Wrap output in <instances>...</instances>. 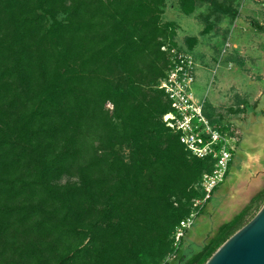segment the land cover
I'll return each mask as SVG.
<instances>
[{"label":"trees","instance_id":"16d2710c","mask_svg":"<svg viewBox=\"0 0 264 264\" xmlns=\"http://www.w3.org/2000/svg\"><path fill=\"white\" fill-rule=\"evenodd\" d=\"M164 5L0 0V264H206L259 210L264 189L199 252L174 245L214 163L164 123Z\"/></svg>","mask_w":264,"mask_h":264},{"label":"rangeland","instance_id":"374dc122","mask_svg":"<svg viewBox=\"0 0 264 264\" xmlns=\"http://www.w3.org/2000/svg\"><path fill=\"white\" fill-rule=\"evenodd\" d=\"M197 1L200 7L196 12L199 14L188 16L182 12L180 0H165L163 23L176 25L175 42L180 49L188 51L187 36L199 38L196 53H192L197 64L195 97L205 106L208 101L219 108L223 124L232 123L239 129L240 135L239 139L236 137L237 142L231 145L235 149L226 179L216 189L200 218L186 233L182 251L187 256L199 252L219 227L234 219L264 189V61H261L264 56V34L257 29L260 23L251 16H246L244 23L239 19L237 11H240L245 0ZM239 23L245 25V43L240 36L236 40L237 48L231 42L227 27L221 29L222 33L202 32L205 25L234 26ZM242 49H245V106L246 103L251 106L258 103V107H245L244 118L237 114L230 118L226 114L230 113L229 109L239 107V99L235 89H226V83L234 80L235 64L231 61L238 58ZM124 156L130 161L131 150L125 149ZM263 206L264 202L259 204V210L256 211V208L247 217L243 227ZM169 259L178 262L177 256H169L163 263Z\"/></svg>","mask_w":264,"mask_h":264},{"label":"built area","instance_id":"2783aa9c","mask_svg":"<svg viewBox=\"0 0 264 264\" xmlns=\"http://www.w3.org/2000/svg\"><path fill=\"white\" fill-rule=\"evenodd\" d=\"M162 50L171 59L167 76L159 85L172 106V111L164 116V123L179 134L181 144L191 156L211 159L214 163L212 171L203 174L201 182L196 185L200 195L191 201L189 215L176 228L174 245L179 248L187 231L194 226L216 189L226 179L235 149L231 145L237 142V138L231 132L223 133L217 129L206 116L205 103L196 99L197 64L192 53L168 45Z\"/></svg>","mask_w":264,"mask_h":264},{"label":"crops","instance_id":"0c3cea01","mask_svg":"<svg viewBox=\"0 0 264 264\" xmlns=\"http://www.w3.org/2000/svg\"><path fill=\"white\" fill-rule=\"evenodd\" d=\"M242 1V0H241ZM243 6H241L240 11H237L238 13V17L241 20V22H245L246 20V16H251L254 20H256L257 22L260 23V27H264V2L259 3V2H255L252 0H245L243 2ZM200 7V3L199 1H197V5H196V10H195V14L196 15L199 14L198 12V8ZM245 10V11H244ZM197 11V12H196ZM235 13V12H234ZM181 26V25H178ZM185 26V25H183ZM228 28L227 30H229V34L231 35V42L234 44V47L237 48L238 44L236 43V40L239 39V37L241 36V40H243V42L245 43V25H241L240 23L238 25H205V28L202 29V32H206L207 29L209 30L208 33L210 34H217V33H222V30H225L224 28ZM230 28V29H229ZM222 29V30H221ZM221 30V31H220ZM201 32V33H202ZM261 33L264 34V30H260ZM187 36V35H186ZM187 43H186V47L188 49L189 52L191 53H196V47L199 45V38H195V36L190 35L187 36ZM177 40V37H176ZM191 40H195L196 42H198L197 44H195L193 46V48H190V45H192L193 43L190 42ZM177 42V41H176ZM240 55L238 56V58L236 60H232L231 62H233L235 64L234 66V75H233V82H227L226 83V89L229 90L230 88L235 89V94L237 95V99H239L237 101V106H239L236 109H229V114H226L227 116L234 117L235 114H237L238 116H241V118L245 117V49H242L240 51ZM197 55V54H196ZM261 61H264V56L261 58ZM237 63V64H236ZM207 104L205 106V113L206 116L208 117V119L214 123V126H216V128H221V129H226L227 132H231V134H233L235 137H237L239 139V135H240V131L238 128L235 127V125H233L232 123H228V124H223L222 120L223 117H221V111H219V108H217L215 105H213L211 102L206 101ZM241 103V105H239ZM249 105V103H246V105Z\"/></svg>","mask_w":264,"mask_h":264},{"label":"water","instance_id":"95a60500","mask_svg":"<svg viewBox=\"0 0 264 264\" xmlns=\"http://www.w3.org/2000/svg\"><path fill=\"white\" fill-rule=\"evenodd\" d=\"M206 264H264V206Z\"/></svg>","mask_w":264,"mask_h":264},{"label":"flooded vegetation","instance_id":"af4514ba","mask_svg":"<svg viewBox=\"0 0 264 264\" xmlns=\"http://www.w3.org/2000/svg\"><path fill=\"white\" fill-rule=\"evenodd\" d=\"M194 254H195V253H194ZM165 264H180V261H179V259H178V262H176V260H172V261H170V259H169L168 261H166Z\"/></svg>","mask_w":264,"mask_h":264}]
</instances>
